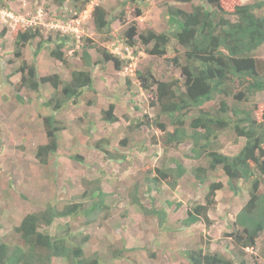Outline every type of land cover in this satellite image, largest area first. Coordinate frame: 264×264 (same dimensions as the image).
<instances>
[{
    "label": "trees",
    "instance_id": "16d2710c",
    "mask_svg": "<svg viewBox=\"0 0 264 264\" xmlns=\"http://www.w3.org/2000/svg\"><path fill=\"white\" fill-rule=\"evenodd\" d=\"M53 1L62 8L69 3L78 8V13L89 3V0ZM145 1L123 0L120 3L121 18L117 19L123 22V8L130 3L136 6L134 17H140L138 5H144ZM162 1L166 30L138 32L135 23H132L122 39L126 45L133 47L136 37L145 53L157 58L165 57L169 45L174 42L175 55L170 61L180 70V76L156 79L150 70L135 72L139 88L152 94L149 104L155 116L150 118V122L135 120L132 125L133 128L140 125L156 128L162 134L164 146H179L189 141L191 148L187 158L203 160L205 165L188 170L174 161L171 167L148 169L144 177L148 185L146 192L157 190L163 183L174 188L178 180L189 173L199 186L206 185V193L203 203H195L186 210V217L181 221L182 228L199 223L207 226L211 223L208 214L214 208L216 192L225 186L221 181H209L210 175L219 169L226 178L227 189L234 196H240L243 191L247 196L231 223V233L226 235L234 250L229 258L218 252H203L202 249L184 250L182 255L188 264H245V250L254 249L264 233V109L257 118L255 103L256 96L264 93V59H257L254 55L258 49L264 48V15L258 14L264 9V0L237 4L230 12L222 7V0H202L197 5L191 4L192 0ZM0 5L3 7L2 0ZM182 5H189L190 8L186 10ZM91 17L97 34L110 38L114 35L111 25L116 17L109 16L105 8L94 6ZM4 30L0 35L5 33ZM36 39L33 60L29 63L23 59V50ZM74 41L70 34L58 33L54 40L50 36L44 38L41 30L34 27L18 30L15 34L13 56L20 60L15 71L19 74L14 86L17 100L23 101L21 90L39 93L43 85H48L52 92L50 98L42 101L50 112L42 118L46 143L39 145L35 151V158L42 165L57 155L61 147L60 133L66 128L55 114L67 105L84 101L86 90L94 91L93 68L103 70L111 64L114 70L119 71L124 63L119 56L86 39L79 64L82 68L70 70L68 79L60 77L58 72L39 76L36 60L41 49L55 43L49 57L68 67L70 60L66 57L65 47ZM89 48L98 55L96 60H93ZM125 84H129L128 79ZM86 104L89 107L92 101L87 99ZM99 113L103 125L118 121L113 102L101 108ZM143 117L146 118V115ZM163 118L169 119L171 131L167 130L168 124ZM226 130L243 140L236 153L231 155L216 148L219 133ZM103 141L109 143L103 139L96 140L92 144L93 150L102 153L107 162H125V152L118 149L108 151L101 146ZM127 142L124 137L119 140L118 146L125 147ZM70 158L86 164L84 157L77 152ZM138 187L135 183L128 194L131 204L137 205L144 216L154 218L159 231H167L164 226L167 212L163 208H147L141 202ZM82 188L70 202L61 206L48 203L43 209L26 213L13 228L16 235L14 243L3 242L0 236V264H56V260L60 259L64 264H101L108 259L125 257L127 249L113 247L109 249L107 259L97 252L87 256L84 252V244L89 239L87 234L73 232L68 222L64 230H55L59 220L82 219L83 226H88L99 217L104 220L108 216V198L111 195L103 189L101 178L82 180Z\"/></svg>",
    "mask_w": 264,
    "mask_h": 264
},
{
    "label": "rangeland",
    "instance_id": "374dc122",
    "mask_svg": "<svg viewBox=\"0 0 264 264\" xmlns=\"http://www.w3.org/2000/svg\"><path fill=\"white\" fill-rule=\"evenodd\" d=\"M122 1L89 0L78 13V8L71 4L62 8L53 0H2L3 7L0 5V9L8 15L3 16L4 20L0 19V33L6 29L0 35V236L3 242L14 243L16 235L13 228L26 213L43 209L48 203L61 206L70 202L82 191V180L100 177L103 189L111 195L108 198V216L104 220L101 216L88 226H83L82 219H63L56 222L59 224L55 228L56 231L57 228L64 230L68 222L73 232L87 234L89 239L84 244L87 256L97 252L107 259L109 249L113 247L125 248L128 252L121 259H108L101 264H188L182 252L195 249L218 252L229 258L234 248L226 235L231 233V223L247 196L245 191L240 196H234L227 189L226 178L219 169L210 175L209 181H221L225 186L216 192L214 208L208 214L211 223L207 226L199 223L182 228L181 221L186 217V210L195 203H203L206 193V185L199 186L189 173L179 179L174 188L163 183L157 190L146 192V170L171 167L174 161L190 170L194 166L205 165V162L187 158L191 148L189 141L179 146H164L162 134L156 128L146 125L133 128L135 120L150 122V118L155 116L149 104L152 94L139 88L135 72L150 70L156 79H160L179 77L180 70L170 61L175 55L174 42L169 45L165 57L157 58L147 55L136 37L133 47L126 45L122 39L132 23H135L138 32L166 30L163 1L147 0L144 5H138L140 17H134L136 6L127 4L123 8L121 22L117 18L120 17ZM201 1L192 0L191 4L197 5ZM251 1L254 0H222L221 5L230 12L235 5ZM96 5L105 8L109 16L116 17L111 25L114 34L111 38L94 30L91 13ZM182 7L186 10L190 8L189 5ZM258 14L264 15V9ZM79 17L83 22V35L79 42H69L65 47L69 66L65 67L49 57L55 43L45 45L36 60L39 76L58 72L60 77L68 79L70 70L82 68L79 64L86 39L119 56L124 63L119 71L114 70L111 64L103 70L93 68L94 91L86 90L84 101L67 105L55 114L66 128L60 133L61 147L57 155L42 165L35 158V151L39 145L46 143L42 118L50 112L42 101L50 98L52 92L48 85H43L39 93L21 90L23 101L17 100L14 86L19 74L15 71L20 60L13 56L15 34L18 30L34 27L41 30L44 38L50 36L54 40L61 33V26L69 25L70 20ZM37 40L23 50V59L29 63H32ZM88 51L96 60L98 55L95 50L89 48ZM254 55L257 59H264V48L258 49ZM126 79L129 84H125ZM87 99L92 101L89 107ZM109 102L115 105L118 121L103 125L99 112ZM255 103L259 118L264 109V93L256 96ZM163 120L168 124L167 130L171 131L169 119ZM124 137L128 140L127 145L119 147L118 142ZM102 139L109 141L108 144L101 143L108 151L118 149L125 152V162H107L102 153L93 150L92 144ZM216 141V148L227 155L236 153L243 143L229 130L219 133ZM75 152L84 157L86 164L71 160L70 156ZM135 183L139 185L141 202L147 208H163L167 212L164 225L167 231H159L154 218L144 216L137 205L131 204L128 194ZM243 259L245 264H264V233L254 249L245 250ZM56 261V264H64L62 259Z\"/></svg>",
    "mask_w": 264,
    "mask_h": 264
},
{
    "label": "built area",
    "instance_id": "2783aa9c",
    "mask_svg": "<svg viewBox=\"0 0 264 264\" xmlns=\"http://www.w3.org/2000/svg\"><path fill=\"white\" fill-rule=\"evenodd\" d=\"M8 14L0 9V19H3V16H7ZM12 18V16H10ZM4 20V19H3ZM81 18H75L71 20L69 25L61 26V31L64 34L72 35L77 41H79L80 37L83 35L81 25H82Z\"/></svg>",
    "mask_w": 264,
    "mask_h": 264
},
{
    "label": "clouds",
    "instance_id": "9594fccd",
    "mask_svg": "<svg viewBox=\"0 0 264 264\" xmlns=\"http://www.w3.org/2000/svg\"><path fill=\"white\" fill-rule=\"evenodd\" d=\"M71 21V20H70ZM60 34H62V35H67V34H64V33H62V31H61V33ZM82 37V36H81ZM81 37H80V39H81ZM79 39V40H80ZM76 40V39H75ZM77 41V40H76ZM77 42H79V41H77Z\"/></svg>",
    "mask_w": 264,
    "mask_h": 264
}]
</instances>
